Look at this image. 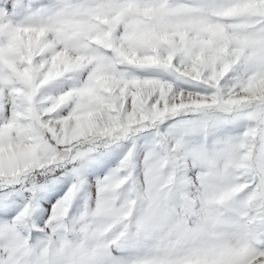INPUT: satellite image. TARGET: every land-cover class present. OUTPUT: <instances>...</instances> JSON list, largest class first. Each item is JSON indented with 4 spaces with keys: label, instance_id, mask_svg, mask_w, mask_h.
<instances>
[{
    "label": "snow or ice",
    "instance_id": "1",
    "mask_svg": "<svg viewBox=\"0 0 264 264\" xmlns=\"http://www.w3.org/2000/svg\"><path fill=\"white\" fill-rule=\"evenodd\" d=\"M0 264H264V0H0Z\"/></svg>",
    "mask_w": 264,
    "mask_h": 264
}]
</instances>
